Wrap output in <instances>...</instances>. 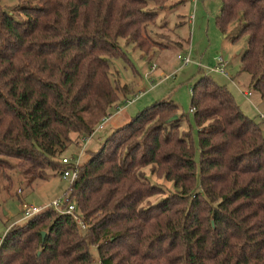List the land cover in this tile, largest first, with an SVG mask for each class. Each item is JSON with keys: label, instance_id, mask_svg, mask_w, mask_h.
Wrapping results in <instances>:
<instances>
[{"label": "trees", "instance_id": "16d2710c", "mask_svg": "<svg viewBox=\"0 0 264 264\" xmlns=\"http://www.w3.org/2000/svg\"><path fill=\"white\" fill-rule=\"evenodd\" d=\"M218 1L215 25L227 42L245 36L239 71L264 100V0ZM149 3L158 0H20L14 12L0 6L4 187L10 170L27 186L47 171L59 174L72 140L87 139L109 116L117 100L109 61H125L118 39L144 55L155 44ZM189 102L197 176L182 115L170 100L156 101L77 166L66 191L85 228L70 213L44 208L5 231L0 264H264V133L205 74ZM145 169L173 190L162 195Z\"/></svg>", "mask_w": 264, "mask_h": 264}, {"label": "rangeland", "instance_id": "374dc122", "mask_svg": "<svg viewBox=\"0 0 264 264\" xmlns=\"http://www.w3.org/2000/svg\"><path fill=\"white\" fill-rule=\"evenodd\" d=\"M19 2L20 0H0V6L11 12ZM218 6V0H158L156 4L149 3L148 9L156 14L154 22L148 25L154 46L144 55L131 45H125L123 39H118L125 54L121 57L125 61L121 58L109 61L110 81L117 90V100L108 110L109 119L88 140H72L61 157L71 156L75 161L78 156L76 163L82 164L91 152L98 150L112 129L123 125L154 102L170 100L176 105L178 114L182 115L180 128L189 131L197 176L198 136L189 111V101L191 86L202 74L217 85L225 87L241 112L257 123L264 133V119L259 117L264 113V100L249 85L248 75L239 71L238 52L245 47V36H241L235 43L223 41V34L215 25ZM190 16L191 20L188 21ZM231 28L228 25L226 32ZM177 55H187L189 63L181 64ZM217 55L227 61L225 71L228 76L211 70ZM151 66L155 68L151 70ZM240 88L248 90L250 96L244 97ZM126 118L128 120L123 122ZM145 173L150 182L162 187V195L173 190L171 182L149 175L147 169ZM6 174L10 178L8 187H4L7 185L4 181L0 182V238L13 225L25 223L26 219L22 218L20 210L22 202L43 207L50 205L52 201H62L69 185L68 179L50 171H47L45 179L34 181L29 186L14 171H6ZM162 195L152 196L149 200L154 203ZM90 252L96 263L95 248L92 247Z\"/></svg>", "mask_w": 264, "mask_h": 264}, {"label": "built area", "instance_id": "2783aa9c", "mask_svg": "<svg viewBox=\"0 0 264 264\" xmlns=\"http://www.w3.org/2000/svg\"><path fill=\"white\" fill-rule=\"evenodd\" d=\"M192 1L195 2L196 0H192ZM190 20H191V16L188 17V21ZM176 57L177 59L180 60V63L183 65H186L189 63V58L187 55H184V56L177 55ZM226 65H227L226 60L221 55H217L214 58V62H213V66L211 70L227 75L225 71ZM154 68L155 66L150 67L151 70H153ZM240 91L244 97H248L251 94L248 90L242 89ZM189 111L191 112V109H189ZM259 117L260 119H264V113L260 114ZM77 157H76V160H77ZM76 160L73 161L71 156L70 157L63 156V157H60V160H59L60 164L63 166L62 170L59 172V176L63 179H68L69 184L74 180L76 173H77L78 164L76 163ZM71 201L72 200L69 198V192L66 191L64 193V198L62 201H59V200L52 201L51 204L47 206L36 207L33 204H27V203L22 202L20 204L21 215H22V218L27 219L31 217L32 215H34L35 213L43 210L44 208H52L58 212L70 213L73 216V220L78 225V228L80 230H83L85 228V225L81 222L80 218L74 213V203H72L73 201L72 202ZM0 241H1V238H0Z\"/></svg>", "mask_w": 264, "mask_h": 264}, {"label": "crops", "instance_id": "0c3cea01", "mask_svg": "<svg viewBox=\"0 0 264 264\" xmlns=\"http://www.w3.org/2000/svg\"><path fill=\"white\" fill-rule=\"evenodd\" d=\"M222 38H223V41H226V38H225V35H223L222 36ZM214 62V61H213ZM227 62V61H226ZM240 90H242L241 88H240ZM240 93H241V91H240ZM242 94V93H241ZM115 110H117V106H116V109ZM109 119V116H107V117H104L102 120H101V122H100V124H98L95 128H94V131H97V130H99V129H101L102 128V126H103V124L107 121ZM128 120V118H126L123 122H126ZM100 126V127H99ZM112 130H114V129H112ZM93 131V132H94ZM92 132V133H93ZM111 132V131H110ZM91 136V135H90ZM89 136V137H90ZM71 137H74V134H71ZM88 137V138H89ZM88 138H87V140H88ZM86 140V141H87ZM83 149V148H82ZM96 263H97V261H96Z\"/></svg>", "mask_w": 264, "mask_h": 264}, {"label": "water", "instance_id": "95a60500", "mask_svg": "<svg viewBox=\"0 0 264 264\" xmlns=\"http://www.w3.org/2000/svg\"><path fill=\"white\" fill-rule=\"evenodd\" d=\"M176 118V115L175 116H172L171 118H170V120L171 119H175ZM43 234H44V232H41V236H43Z\"/></svg>", "mask_w": 264, "mask_h": 264}]
</instances>
